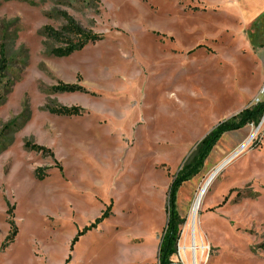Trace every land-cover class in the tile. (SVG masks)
Segmentation results:
<instances>
[{
  "label": "rangeland",
  "instance_id": "374dc122",
  "mask_svg": "<svg viewBox=\"0 0 264 264\" xmlns=\"http://www.w3.org/2000/svg\"><path fill=\"white\" fill-rule=\"evenodd\" d=\"M240 8L0 0V264L159 263L175 177L221 123L264 103V18L244 30ZM62 13L103 39L53 57L43 29L64 26ZM66 85L85 90L54 91ZM58 106L84 112H49ZM177 210L187 246L210 248L198 264H264V115L221 137L178 190Z\"/></svg>",
  "mask_w": 264,
  "mask_h": 264
},
{
  "label": "trees",
  "instance_id": "16d2710c",
  "mask_svg": "<svg viewBox=\"0 0 264 264\" xmlns=\"http://www.w3.org/2000/svg\"><path fill=\"white\" fill-rule=\"evenodd\" d=\"M61 15L66 22L64 26H62L60 29H55L51 26H47L43 29L44 37L54 43V46L50 50V54L53 57H69L74 53L83 50L87 45L99 42L103 39V37L100 35L87 32L75 21L74 18L67 15L66 13H62ZM7 69L8 61L4 55V52H2L0 55V86L2 85V82L5 78ZM78 90L84 92L85 89L72 85L54 88V91L61 92H75ZM49 112L58 116H78L82 115L84 111L79 107L69 108L65 106H58L51 107ZM263 115L264 103H259L252 108L245 109L230 120L221 123L198 145L192 156L179 171L171 185L169 192V204L167 207L168 223L164 230L163 240L159 251L158 264H170L173 255L176 252V246L180 233L179 228L185 222L177 210V193L180 187L184 183L196 177L201 172L210 153L223 135L242 130L248 125H257L259 124ZM25 147L31 151H36L42 153L43 155L53 157V153L45 147L31 145L29 143H26ZM36 172V177L38 180L42 181L45 179V176L47 175L45 169H38ZM17 235L18 228L15 224H13L8 240L13 242Z\"/></svg>",
  "mask_w": 264,
  "mask_h": 264
},
{
  "label": "crops",
  "instance_id": "0c3cea01",
  "mask_svg": "<svg viewBox=\"0 0 264 264\" xmlns=\"http://www.w3.org/2000/svg\"><path fill=\"white\" fill-rule=\"evenodd\" d=\"M237 1L242 6V8L237 11V16L242 22L244 30H247L249 27L251 28L253 25L258 24L264 18V0ZM260 63L264 64V59L262 56Z\"/></svg>",
  "mask_w": 264,
  "mask_h": 264
},
{
  "label": "built area",
  "instance_id": "2783aa9c",
  "mask_svg": "<svg viewBox=\"0 0 264 264\" xmlns=\"http://www.w3.org/2000/svg\"><path fill=\"white\" fill-rule=\"evenodd\" d=\"M194 239V238H193ZM187 236L182 231L179 233V239L176 246V252L173 255V258L170 264H198L197 263V253L203 256L206 251H209V247L197 246L196 240L194 239L189 246L186 244ZM190 257V258H189Z\"/></svg>",
  "mask_w": 264,
  "mask_h": 264
},
{
  "label": "bare ground",
  "instance_id": "6f19581e",
  "mask_svg": "<svg viewBox=\"0 0 264 264\" xmlns=\"http://www.w3.org/2000/svg\"><path fill=\"white\" fill-rule=\"evenodd\" d=\"M239 154V153H238ZM237 154V155H238ZM236 155V156H237ZM225 166V164L220 165L218 168H216L207 178V180L205 181L203 188L200 192V195L198 197V199L196 200L195 206H194V210H195V215L197 214V211L199 209V206L201 204L202 199L204 198V196L207 193V190L209 189V187L213 184L214 180L217 178L218 174L221 172V170L223 169V167ZM203 248V247H201Z\"/></svg>",
  "mask_w": 264,
  "mask_h": 264
}]
</instances>
